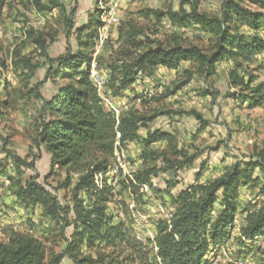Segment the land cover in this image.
Listing matches in <instances>:
<instances>
[{
	"label": "rangeland",
	"instance_id": "1",
	"mask_svg": "<svg viewBox=\"0 0 264 264\" xmlns=\"http://www.w3.org/2000/svg\"><path fill=\"white\" fill-rule=\"evenodd\" d=\"M222 1L198 0V12L217 16ZM242 4L264 15L261 2L242 0ZM181 5L182 0L3 2L0 12V103L4 114L0 116V161L12 155L22 159L26 164L22 167L25 175L33 177L51 192L63 209L72 205V186L77 175H72L71 184L63 187L68 176L66 170L51 167L45 147L35 145V119L40 110V101L35 94L49 98L65 83L55 76L46 77L47 69L54 65L56 57L76 50L78 29L91 15L99 13L100 22L95 26L97 44L89 49L93 57L90 78L99 89L104 111L114 118H117L113 112L115 108L123 109L118 117L129 113L143 117L157 115L139 131V140L127 142L116 153L124 165L117 176L103 177L113 188L106 212L113 221L121 223L124 230L121 246L96 244L93 249L82 246L81 252L85 254L95 256L117 250L132 253L136 264H165L156 254L155 237L157 224L165 221L159 212L160 206L174 210L164 183L169 175L161 174L152 180L161 192L145 185L134 195L138 199L121 191L118 184L133 170L143 167L137 163L142 152L140 139L145 137L147 130L164 131L172 137L170 144L166 140L155 143L152 151L164 152L174 161L193 160L191 165L186 164L177 171L175 186L170 190L172 194L195 182L199 173L200 183L212 180L231 164L255 158L264 149V105L250 107L242 100L249 92L234 85L229 74L238 63L237 74L245 80L253 76L252 86L264 82V50L255 54L250 62L233 57L224 59L210 77L199 73L195 60L184 61L175 69H148L140 72L129 88L115 91L118 74H113L110 66L129 61L137 54L124 40L127 33H136V39L143 41L147 37L153 47L157 44L168 47L177 40L184 47L209 49L214 37L208 32L195 27L177 28L166 17L157 18L148 13L150 10L176 11ZM183 8L188 10L189 4L183 3ZM237 26L239 34L253 35L248 26L239 23ZM258 34L264 39V28ZM85 38L83 33L80 40ZM181 83L185 84L173 92ZM205 90L209 94L203 95ZM195 114L200 118L197 119ZM3 138L8 145H3ZM8 173L12 174L13 170ZM261 177L263 181L258 186L239 187L236 195L239 211L234 223L220 244L208 246L204 264L263 263L264 232L253 238H245L241 232L245 212L258 209L264 202V174L261 173ZM13 190L9 178L0 176V242H6L16 232L29 233L43 243L47 264L58 256V264H73L63 253L72 233L71 225L45 216L38 204L26 205L19 201ZM218 209L217 202L215 211ZM61 215L72 217L71 213L66 216L62 210Z\"/></svg>",
	"mask_w": 264,
	"mask_h": 264
},
{
	"label": "trees",
	"instance_id": "2",
	"mask_svg": "<svg viewBox=\"0 0 264 264\" xmlns=\"http://www.w3.org/2000/svg\"><path fill=\"white\" fill-rule=\"evenodd\" d=\"M248 1L264 5V0ZM3 2L0 0V12ZM183 3L189 4L188 10L183 8ZM148 13L157 18L166 17L177 28H200L211 34L214 40L207 51L197 46L184 47L177 40L168 47L162 44L153 47L147 37L143 41L136 39V33H127L124 40L137 54L129 61L110 66L111 72L118 74L116 92L129 88L140 72L148 69H175L184 61L195 60L199 73L210 77L216 73L217 64L222 60L233 57L250 62L255 54L264 50V39L258 34L264 28V15L245 7L242 0H223L219 15L213 17L198 12V0H182L176 11L150 10ZM99 22V13L91 15L78 29L76 50L56 57L54 65L48 67L46 77L55 76L65 83L58 86L49 98L35 94L40 101L39 114L35 119V145L45 147L51 167L66 170L68 176L63 187L71 184L72 175H77L72 186V205L63 209L51 192L33 177H27L22 169L26 164L17 156L0 161V176L9 178L16 199L26 205L38 204L45 216L71 225L72 233L63 253L72 259L73 264H136L132 253L112 250L108 254L96 253L92 256L81 252L82 246L88 249H93L96 244L121 246L124 230L121 223L113 221V217L106 212V203L112 197L113 188L103 177L111 176L110 172L116 167L121 169L116 153L127 142L139 140V131L157 116L143 117L129 113L114 118L104 111L99 89L90 78L93 57L89 49L97 44L95 26ZM238 23L248 26L253 35L239 34ZM83 33L87 38L82 41L80 36ZM237 67L238 63L229 74L234 85L249 92L242 96V100L250 107L264 105V82L252 86L254 77L250 75L245 80L237 74ZM184 84L176 86L173 92ZM207 94L209 91L205 90L203 95ZM3 114L0 103V116ZM195 116L200 118L197 114ZM2 140L3 145L9 144L6 138ZM163 140L170 144L172 137L164 131L147 130L145 137L140 139L142 152L137 163L143 167L118 181L119 189L127 191L132 198L145 185L161 192L152 180L161 174L169 175L164 183L174 210L169 221L161 220L157 224L156 254L165 264H204L208 246L220 244L234 223L239 211L236 200L239 187L258 186L263 181L264 149L255 158L231 164L212 180L200 183L199 173L195 182L172 194L170 190L175 186L177 171L186 164L191 165L193 160L174 161L164 152L152 151V146ZM10 169L12 174L8 173ZM217 202L219 209L215 211ZM61 210L66 216L71 213L72 217H63ZM241 232L245 238L264 232V202L258 209L245 212ZM59 262L58 256L50 264ZM0 264H47L44 245L29 233H13L6 242H0Z\"/></svg>",
	"mask_w": 264,
	"mask_h": 264
},
{
	"label": "bare ground",
	"instance_id": "3",
	"mask_svg": "<svg viewBox=\"0 0 264 264\" xmlns=\"http://www.w3.org/2000/svg\"><path fill=\"white\" fill-rule=\"evenodd\" d=\"M118 108V107H117ZM122 110L123 109H114V115H116V116H119L121 113H122ZM118 166L120 167V168H122L124 165H122V163L119 161V159H118ZM116 170V173L118 174V172H119V169H118V167H116V168H114L111 172H110V175L112 176V177H114V171ZM159 212H161L162 214H163V216H164V220L166 221H169L171 218H172V215H173V213H172V210L171 209H169V208H165V207H161L160 206V208H159Z\"/></svg>",
	"mask_w": 264,
	"mask_h": 264
},
{
	"label": "built area",
	"instance_id": "4",
	"mask_svg": "<svg viewBox=\"0 0 264 264\" xmlns=\"http://www.w3.org/2000/svg\"><path fill=\"white\" fill-rule=\"evenodd\" d=\"M119 106V105H118ZM117 176V173H116V170L114 171V177H116Z\"/></svg>",
	"mask_w": 264,
	"mask_h": 264
}]
</instances>
